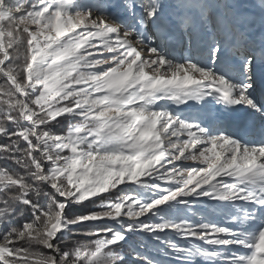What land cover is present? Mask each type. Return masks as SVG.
I'll list each match as a JSON object with an SVG mask.
<instances>
[{
  "label": "snow or ice",
  "instance_id": "snow-or-ice-1",
  "mask_svg": "<svg viewBox=\"0 0 264 264\" xmlns=\"http://www.w3.org/2000/svg\"><path fill=\"white\" fill-rule=\"evenodd\" d=\"M0 264H264V0H0Z\"/></svg>",
  "mask_w": 264,
  "mask_h": 264
},
{
  "label": "bare ground",
  "instance_id": "bare-ground-1",
  "mask_svg": "<svg viewBox=\"0 0 264 264\" xmlns=\"http://www.w3.org/2000/svg\"><path fill=\"white\" fill-rule=\"evenodd\" d=\"M252 138H253V137H251V136L249 137V139H252ZM257 139H258V137H257Z\"/></svg>",
  "mask_w": 264,
  "mask_h": 264
}]
</instances>
